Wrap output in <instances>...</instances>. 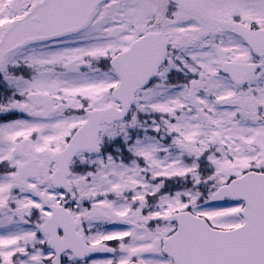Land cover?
Masks as SVG:
<instances>
[{"label":"snow or ice","instance_id":"snow-or-ice-1","mask_svg":"<svg viewBox=\"0 0 264 264\" xmlns=\"http://www.w3.org/2000/svg\"><path fill=\"white\" fill-rule=\"evenodd\" d=\"M0 264H264V0H0Z\"/></svg>","mask_w":264,"mask_h":264}]
</instances>
